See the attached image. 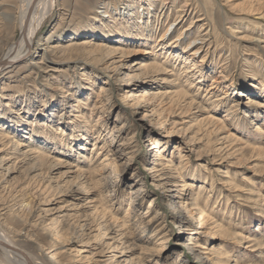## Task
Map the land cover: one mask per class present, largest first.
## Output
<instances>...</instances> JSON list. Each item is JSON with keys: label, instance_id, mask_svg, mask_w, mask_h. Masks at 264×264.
<instances>
[{"label": "rangeland", "instance_id": "obj_1", "mask_svg": "<svg viewBox=\"0 0 264 264\" xmlns=\"http://www.w3.org/2000/svg\"><path fill=\"white\" fill-rule=\"evenodd\" d=\"M33 49L0 72L1 233L37 264H264V0H56Z\"/></svg>", "mask_w": 264, "mask_h": 264}, {"label": "bare ground", "instance_id": "obj_2", "mask_svg": "<svg viewBox=\"0 0 264 264\" xmlns=\"http://www.w3.org/2000/svg\"><path fill=\"white\" fill-rule=\"evenodd\" d=\"M55 2H56V0H19V3H20V5H19V25H20V30H21L20 41L16 45L12 46L11 49H9V51L4 56V59L0 62V72L5 67L9 66L10 64L13 65L19 58L26 57V56L30 55V53H32V51L34 50L33 45L35 42V36H36L37 32L41 29V26H42L43 22L45 21V19L47 18V16L50 14L52 9L54 8ZM168 31H169V28H167L166 31L164 32V34L162 35L163 39L166 37V34ZM160 41L161 40L159 39V42ZM175 46L176 45H174V46L171 45V48L173 47L174 49H176ZM197 51L198 50H196L193 53V55H195L197 53ZM185 67H188V66H185ZM185 71L188 73V72H190V69L186 68ZM215 81L216 80H214V82ZM114 140H116V139L114 138L113 141H111V142H114ZM105 144H106L105 147H108V148L110 146H112L111 143L109 144L106 142ZM111 151L113 153H116V152H114L115 151L114 149H112ZM110 155H111V153H110ZM109 159L110 158L107 155L104 158L105 161L109 160ZM105 164H106L105 165L106 167L112 169V171H111L112 173L115 172L116 170H118L117 169L118 164H116V162L114 160H111L110 162H107ZM103 167H104V164H103ZM111 172L103 173V174H105V175H103V179H105L106 181L107 180L109 181L112 178ZM177 204H179L178 210H183V212H185V215L187 217H189V219L192 220V219L196 218V215H195L193 208L189 207L186 204H183V202L177 203ZM177 212H179V211H177ZM199 219H201V217H199ZM88 226H90V225H88ZM0 255H1L0 264H4V263H9V264H37V262L34 260V258L31 256V254L28 251H26L25 249L16 245L11 239H9L5 234H3L1 232H0ZM196 256L198 258L203 257L201 255V253H199V252H198V254H196Z\"/></svg>", "mask_w": 264, "mask_h": 264}, {"label": "water", "instance_id": "obj_3", "mask_svg": "<svg viewBox=\"0 0 264 264\" xmlns=\"http://www.w3.org/2000/svg\"><path fill=\"white\" fill-rule=\"evenodd\" d=\"M19 251V250H18ZM31 263V262H30Z\"/></svg>", "mask_w": 264, "mask_h": 264}]
</instances>
